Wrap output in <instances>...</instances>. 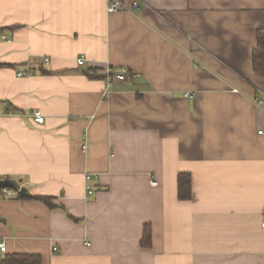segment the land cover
<instances>
[{"label":"crops","instance_id":"1","mask_svg":"<svg viewBox=\"0 0 264 264\" xmlns=\"http://www.w3.org/2000/svg\"><path fill=\"white\" fill-rule=\"evenodd\" d=\"M136 1L0 0V264H264V0Z\"/></svg>","mask_w":264,"mask_h":264},{"label":"trees","instance_id":"2","mask_svg":"<svg viewBox=\"0 0 264 264\" xmlns=\"http://www.w3.org/2000/svg\"><path fill=\"white\" fill-rule=\"evenodd\" d=\"M253 68L257 72H264V29L257 32V48L253 53ZM12 182V186L7 190L14 191L17 194V199L21 200H37L44 202L50 209L59 208L53 204V197L32 196L27 193H21L19 185ZM3 192V190H2ZM192 179L191 175L181 173L178 176V198L180 201H189L192 199ZM153 244L152 228L146 225L144 229L143 239L141 246L143 248H151ZM2 264H43L42 257L39 255H9L2 261Z\"/></svg>","mask_w":264,"mask_h":264},{"label":"built area","instance_id":"3","mask_svg":"<svg viewBox=\"0 0 264 264\" xmlns=\"http://www.w3.org/2000/svg\"><path fill=\"white\" fill-rule=\"evenodd\" d=\"M107 3L109 5V11L110 12H120V11H128V12H136V10L138 9L139 5L137 3L136 0H132L131 3H128L126 0H107ZM45 62L47 64H49L50 59H46ZM86 62V58L85 57H81L78 60V64L80 66H83ZM22 76V75H21ZM127 77V71L125 69H122L120 71V73L118 74V79L119 80H125ZM259 107H262L263 102L262 101H256L255 102ZM34 121L38 124H44L45 122V118L40 114V113H34L33 115ZM87 147L84 146V149H86ZM90 176H87V180H90ZM3 192L7 193L8 190L5 189L3 190ZM88 194H93L92 190H88ZM262 227L264 228V218H263V222H262ZM55 252L58 251L57 248L54 249ZM0 252L5 253L6 252V244L4 242H0Z\"/></svg>","mask_w":264,"mask_h":264},{"label":"water","instance_id":"4","mask_svg":"<svg viewBox=\"0 0 264 264\" xmlns=\"http://www.w3.org/2000/svg\"><path fill=\"white\" fill-rule=\"evenodd\" d=\"M11 186H12V182L9 180L0 181V191L8 189ZM21 193H24V192L21 190Z\"/></svg>","mask_w":264,"mask_h":264}]
</instances>
